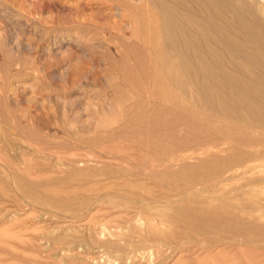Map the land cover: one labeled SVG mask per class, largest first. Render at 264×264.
Segmentation results:
<instances>
[{"label": "rangeland", "instance_id": "rangeland-1", "mask_svg": "<svg viewBox=\"0 0 264 264\" xmlns=\"http://www.w3.org/2000/svg\"><path fill=\"white\" fill-rule=\"evenodd\" d=\"M153 1L0 0V107L4 111L0 110V264H198L207 253L239 242L218 238L211 244L195 239V245L190 240L171 239L172 243L169 239H148L139 221H134L137 234L127 228L126 207L115 208L107 200L101 208L94 202L95 194H87L86 205L73 219L68 213L61 217L55 210L42 212L13 189L17 176L35 183L40 190L59 179L61 183L50 186L57 199L79 204L84 196L80 190L83 183L63 182L65 171L80 167L96 171L102 162L114 158L115 143L105 139L110 130L105 127L117 125L115 121L124 116L119 111L146 103L174 106L165 100L156 102L150 94L152 82L145 73L136 71L140 57L150 59L156 54L143 41L140 20L142 15L158 11ZM163 1L179 16L173 28L181 24L191 42L187 49L179 45L180 53L188 60L204 57L208 47L220 48L210 32L207 37L201 36L188 20L194 15L206 23L207 9L193 0ZM183 17L185 21H181ZM165 49L167 56H177L176 45H166ZM175 134L180 136L182 130L177 128ZM85 182L89 185L93 181ZM71 190L78 193L70 194ZM81 211L86 213L79 215ZM153 217L151 223L155 224L157 217ZM101 227L111 232L119 230L120 243L129 249L102 247L101 242L119 240L101 236ZM169 227L168 223L157 226L162 234ZM241 261L250 264L244 258Z\"/></svg>", "mask_w": 264, "mask_h": 264}, {"label": "bare ground", "instance_id": "bare-ground-1", "mask_svg": "<svg viewBox=\"0 0 264 264\" xmlns=\"http://www.w3.org/2000/svg\"><path fill=\"white\" fill-rule=\"evenodd\" d=\"M193 1L207 9L209 16L206 23L194 15L188 17L189 22L201 36L210 32L214 43L220 45L208 47L206 55L197 56L194 62L179 51V45L187 49L191 42L181 24L173 28L179 16L171 5L154 0L158 11L140 19L143 41L156 54L150 59L140 57L136 71L145 73L152 82L150 94L158 99L156 102L165 100L174 106L146 103L121 108L119 114L124 116L115 121L117 125L105 127L110 129L105 139L115 143L114 158L102 162L96 171L87 167L65 171L63 182L83 183L80 190L84 196L79 204L57 199L50 186L61 183L59 179L40 190L35 183L17 176L13 189L42 212L55 210L61 217L68 213L73 219L86 205L87 194H95L94 202L101 208L107 200L115 208L126 207L127 228L136 233L134 221H139L148 239H200L207 243L218 238L238 239V243L207 253L198 264H242L243 258L250 264H264V0ZM166 45H176V57L167 56ZM177 128L182 130L180 136L175 134ZM88 179L93 182L86 185ZM153 215L157 217L155 224L151 223ZM162 223L171 226L165 234L157 228ZM100 235L119 240L101 242L106 249H129L120 243L119 230L104 228Z\"/></svg>", "mask_w": 264, "mask_h": 264}]
</instances>
